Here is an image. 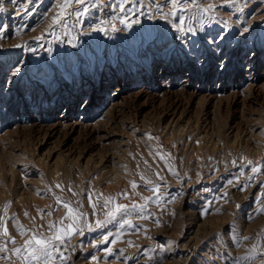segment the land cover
<instances>
[{
    "label": "rangeland",
    "instance_id": "obj_1",
    "mask_svg": "<svg viewBox=\"0 0 264 264\" xmlns=\"http://www.w3.org/2000/svg\"><path fill=\"white\" fill-rule=\"evenodd\" d=\"M63 2L0 0V264H264V0Z\"/></svg>",
    "mask_w": 264,
    "mask_h": 264
},
{
    "label": "snow or ice",
    "instance_id": "obj_2",
    "mask_svg": "<svg viewBox=\"0 0 264 264\" xmlns=\"http://www.w3.org/2000/svg\"><path fill=\"white\" fill-rule=\"evenodd\" d=\"M84 3H85V0H64L62 5L58 4V7L61 8V12L58 14L55 22H62V18L65 17V15H73L74 14L77 17V19H79L80 16H82L85 12H87L86 8L79 11V12H75V13H67V9L72 7L74 4H81L82 5ZM171 3H172L173 8H176L178 6V4L182 5L183 0H171ZM209 10H211V9H204V11H209ZM121 22L125 23L127 25L126 20H123ZM97 31H106V29L97 28ZM17 71H18V69H17ZM251 171L257 172V171H259V169L258 168H252ZM132 186H133V188L137 187V185L134 182H133ZM57 187H59V185H57ZM156 190L157 189H155V188L153 189V191H156ZM58 202L62 203L63 206L68 209L69 217H71L72 214L77 211V210L73 209L66 202H62V201H58ZM93 207H95V205H93ZM117 207H118V209H126L127 208V206H125V205H118ZM261 211H264V209H262ZM82 215H83V213H79V216H82ZM67 218L68 217H66V219ZM125 223H127V221H125ZM129 226L135 227L134 225H129ZM49 227L52 228L54 226L49 225ZM67 230L68 231H66V229L63 227L60 228L58 231L66 232V237L56 235L54 237V239L59 240V241H61V243H63L65 238L70 240L72 235L76 234L78 231V229L74 228L71 224L67 226ZM3 235L9 236V233H8L6 226L3 227ZM9 239L12 243H15V241L13 239H11L10 236H9ZM27 244L32 245V246L25 248V250H24L26 253L25 258H30L32 261H39L41 259V257H45L46 259L44 260V264H49L48 257H50L52 251L57 250V249H55V245L53 244L52 240H49V239H46L44 237L37 236V235H34L33 239L28 241ZM0 250H6V249H0ZM20 253H21V249H17L16 254L20 255Z\"/></svg>",
    "mask_w": 264,
    "mask_h": 264
}]
</instances>
